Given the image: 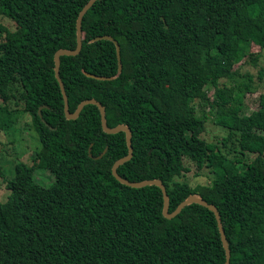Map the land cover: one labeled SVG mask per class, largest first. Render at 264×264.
Returning a JSON list of instances; mask_svg holds the SVG:
<instances>
[{"label":"trees","instance_id":"16d2710c","mask_svg":"<svg viewBox=\"0 0 264 264\" xmlns=\"http://www.w3.org/2000/svg\"><path fill=\"white\" fill-rule=\"evenodd\" d=\"M88 1L0 0V13L16 22L0 23V130L34 129L35 170L54 178L44 185L19 162L7 179L0 264H224L211 210L188 203L166 217L159 185L113 174L129 151L123 130H103L95 103L65 117L53 56L75 48ZM82 30L79 52L59 58L69 111L99 100L108 126L131 129L122 176L161 179L169 211L190 194L214 204L229 264H264V90L244 112L250 83L237 86L234 67L253 44L264 49V0H96ZM206 104L220 140L201 136ZM190 163L197 175L212 172L208 184L186 178Z\"/></svg>","mask_w":264,"mask_h":264},{"label":"rangeland","instance_id":"374dc122","mask_svg":"<svg viewBox=\"0 0 264 264\" xmlns=\"http://www.w3.org/2000/svg\"><path fill=\"white\" fill-rule=\"evenodd\" d=\"M0 23L6 25L10 29L16 27V22L7 15L0 13ZM237 69L235 76L236 85L239 82H249L250 90H245L244 96V112H250L255 106V97L259 91L264 90V49L259 45L253 44L249 54L245 55L238 63L234 65ZM260 71H263L259 76ZM250 77V80L248 79ZM234 83V82H233ZM212 89L198 91L196 100L203 97H211ZM206 113L205 130L201 134L207 141L220 140L224 135V130L213 123V114L209 113V105H203ZM27 116L21 118V123ZM23 124V123H22ZM39 146L36 132L34 129L27 127L11 126L7 130H0V199L4 200L10 192L7 186V179L12 178L17 172V164L22 162L26 167L35 170V165L32 161L36 149ZM40 148V146H39ZM191 169L186 173V178L193 184H208L212 179L213 174L209 169H205L201 174L197 175V169L194 164L190 163ZM36 179L44 185H49L53 181V176L50 172L44 169L35 170Z\"/></svg>","mask_w":264,"mask_h":264},{"label":"water","instance_id":"95a60500","mask_svg":"<svg viewBox=\"0 0 264 264\" xmlns=\"http://www.w3.org/2000/svg\"><path fill=\"white\" fill-rule=\"evenodd\" d=\"M96 0H89L84 7L82 8V10L79 13V16L77 18V35H76V46L75 48L68 50V49H58L55 53H54V74H55V78L58 81L59 84V88L63 97V110H64V115L67 119H73L75 118L80 110L82 109V107L86 104V103H95L100 111V119H101V126L103 128V130H105L106 132H116L119 130H123L125 132V138H126V142L128 143L129 146V151L126 155L120 157L119 159H117L113 166H112V171L113 174L123 183H126L128 185H132V186H143L146 184H157L162 188L163 191V196H164V204H163V208H162V212L166 217H172L174 216L184 205L188 204V203H199L202 204L204 206H206V208H208L209 210H211L215 217H216V221H217V225H218V230L220 233V238H221V242L223 245V248L225 250V262L224 264H229V260H230V250L228 248L227 245V241L225 238V234H224V230L222 227V223L220 220V216L217 210V207L214 204L208 203L205 199H203L202 197L198 196V195H192L190 194L187 198H185L184 200H182L178 205H176V207L172 210L169 211V195L167 192V188L165 183L159 179V178H149V179H143V180H130L124 176H122L119 172H118V166L129 160L132 156H133V144L131 143V129L129 126H127L126 124L123 123H119L113 127H110L107 125L106 123V119H105V110L104 107L102 105V103L95 99V98H85L83 100H81L75 110L73 112L69 111L68 108V100H67V96H66V92L62 83V80L59 76V65H60V56L61 55H71V54H76L79 52L80 48H81V41H82V36H83V30H82V20H83V16L85 14V12L88 10V8L95 2ZM115 44H116V53H117V57H118V62L120 65V58H119V44L116 40H114ZM97 77L99 78H109L107 76H100L97 75ZM42 107V106H41ZM41 107H39L38 109V113L40 115V109ZM105 150L99 154L97 157H101L104 154ZM89 153L90 155H93L91 152V147H89Z\"/></svg>","mask_w":264,"mask_h":264}]
</instances>
